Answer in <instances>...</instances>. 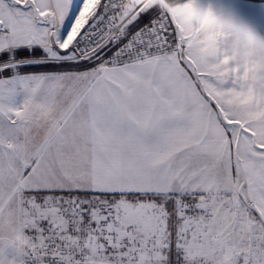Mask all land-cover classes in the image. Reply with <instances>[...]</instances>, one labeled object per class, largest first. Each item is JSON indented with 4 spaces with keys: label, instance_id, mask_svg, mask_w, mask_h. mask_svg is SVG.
Here are the masks:
<instances>
[{
    "label": "snow or ice",
    "instance_id": "obj_1",
    "mask_svg": "<svg viewBox=\"0 0 264 264\" xmlns=\"http://www.w3.org/2000/svg\"><path fill=\"white\" fill-rule=\"evenodd\" d=\"M0 264H264V2L0 0Z\"/></svg>",
    "mask_w": 264,
    "mask_h": 264
},
{
    "label": "rangeland",
    "instance_id": "obj_2",
    "mask_svg": "<svg viewBox=\"0 0 264 264\" xmlns=\"http://www.w3.org/2000/svg\"><path fill=\"white\" fill-rule=\"evenodd\" d=\"M247 2L260 3V2H264V0H247Z\"/></svg>",
    "mask_w": 264,
    "mask_h": 264
}]
</instances>
